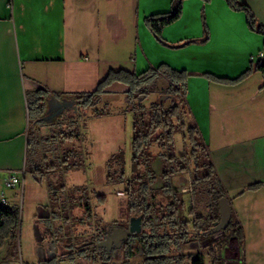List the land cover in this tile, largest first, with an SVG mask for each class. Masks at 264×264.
Wrapping results in <instances>:
<instances>
[{"label":"crops","instance_id":"0c3cea01","mask_svg":"<svg viewBox=\"0 0 264 264\" xmlns=\"http://www.w3.org/2000/svg\"><path fill=\"white\" fill-rule=\"evenodd\" d=\"M239 3L247 5L264 26V0H239ZM171 6L172 0H0V189L9 172L25 178L29 132L32 131L38 147L41 138L49 140L52 132L49 125L61 121V118L47 119L49 111L43 112L38 129L42 136L38 137L29 121L30 92H44L45 100L60 104L62 115L65 110L75 112V94L96 90L110 70L140 73L166 64L192 73L187 79L189 111L244 234L243 245L235 233L228 236L222 255L217 258H225L226 264H264V80L262 73L255 71L239 81H230L250 67L252 57L260 55L264 36L250 29L245 11L231 8L226 0L207 3L184 0L181 17L163 29V36L170 42L202 39L205 22L208 38L203 43L173 50L158 43L145 24L147 16L170 11ZM127 89L122 83H113L107 93L116 95ZM94 136L98 137L95 131ZM95 144L96 140L90 156L78 168L92 194L85 202L77 201L76 215L70 212L65 217L60 202H56V210H52L50 197L36 202L35 235L26 262L37 264L51 255H57L59 264L90 258L88 251L82 255L73 253L75 247L66 251L69 239L65 237L72 228L74 239L75 233L88 236L86 224L92 217L91 200L100 195L90 181L107 182V173L104 177L97 167L91 168L93 156L101 153ZM97 158L100 162L107 160ZM158 161L162 162L158 157L152 163L157 176L152 188L156 191L162 187L161 172L154 167ZM187 172L173 175L174 191L187 192L183 191L191 185L184 181ZM37 173L42 176L31 171L35 181L42 184L45 176L51 177L52 169ZM126 179L129 178H122ZM255 184L259 186L252 188ZM20 188L7 190L12 204H16ZM52 192L58 200L54 187ZM182 198L185 211L194 209L186 194ZM156 199L158 205L167 203L163 195H157ZM212 212L214 206L204 215ZM54 227L64 232V236L54 237ZM78 239L73 246L86 243L76 242ZM49 241H60L58 250L51 248Z\"/></svg>","mask_w":264,"mask_h":264},{"label":"trees","instance_id":"16d2710c","mask_svg":"<svg viewBox=\"0 0 264 264\" xmlns=\"http://www.w3.org/2000/svg\"><path fill=\"white\" fill-rule=\"evenodd\" d=\"M209 1L211 0H203L204 3ZM226 1L231 8L245 11L250 29L264 36V26L257 22L255 15L247 5L239 3V0ZM183 2L184 0H172L170 11L151 14L145 18L146 26L164 45L178 47L191 43H203L208 38V30L204 22V37L202 39H185L177 45L164 39L163 29L181 17ZM255 71H260L264 80V44L260 55L252 57L250 67L241 76L230 81H239ZM191 74L166 64L150 67L140 73L127 69L110 70L106 77L99 82L96 90L75 94L77 99L91 100V105L95 106L103 101V96L108 92L107 88L113 83H122L128 87L125 92V101L134 111L131 146L133 174L127 180L126 192L129 197L130 212L134 216L142 215L143 217V231L139 234L118 237L124 254V264H130L129 260L134 257L137 246L140 247L144 256L143 264H204V259L200 255L175 254V252L180 251L182 243L191 240L194 236L205 239L218 231L217 226L221 222V216L216 214L215 205L219 210V200L226 197V194L212 162L210 151L203 144L199 128L189 111L186 93L187 79ZM203 75L209 79L212 78L209 74ZM162 78L167 81V87L160 90V97L162 99L171 98L173 104L169 108H165L162 99L153 102L149 117L146 119L144 112L141 111L142 108L144 109L141 100L155 90L158 80ZM28 100L30 126L32 124L40 125L43 121L41 115L45 108V93L41 90L30 92ZM184 113L192 118L189 124L182 121ZM181 128L186 129L185 135L191 149L189 153L184 152L177 155L173 152L174 138ZM29 135L30 146L34 140L32 131L29 132ZM150 140L157 141L159 146L167 151L163 154L165 162L161 171L162 187L157 191L152 188V184L157 179L152 167L153 155L147 154ZM143 162L147 166L146 173H140ZM190 168L195 175L192 179V186L199 181L211 183L213 180L219 187L218 191L215 186L207 190L214 193V212L207 215L198 214L191 208L189 214L193 215L192 220L182 216L185 202L182 195L174 191L172 183L173 175L189 172ZM38 171L41 173L39 168L32 172L35 176H40ZM121 178H124V172ZM258 186V184L251 185L252 188ZM157 195H163L167 199V203L158 205ZM99 197L105 198L101 195ZM9 202L11 201L9 200L8 204L0 202V251L2 252L3 246L7 244L5 256L16 258L19 253L20 211L14 206L15 204L10 205ZM86 207L88 209L89 204ZM111 226H113L112 229L117 228L123 234L128 229L127 225L117 222ZM222 229L225 232L235 233L240 244L243 245L242 227L240 222L235 220L232 208L230 220ZM221 246V242H218L214 245V249L219 252ZM37 264H59V262L57 257H50L40 260Z\"/></svg>","mask_w":264,"mask_h":264},{"label":"rangeland","instance_id":"374dc122","mask_svg":"<svg viewBox=\"0 0 264 264\" xmlns=\"http://www.w3.org/2000/svg\"><path fill=\"white\" fill-rule=\"evenodd\" d=\"M153 37L161 45L167 46L162 44L154 35ZM182 41H184V39L168 42L177 45ZM187 45L167 47L173 50H179ZM166 87L167 81L163 78L159 79L155 90L148 97L142 98L141 104L143 105L144 109L142 108L141 111L144 112L146 119L149 117L151 104L162 99L159 92ZM125 92L126 91H122L116 95L113 93H107L104 96L103 101L99 104H96L95 106L91 105V100L86 101L84 99H75L73 100L75 106L77 107L75 112L73 110H65L63 111L62 115L60 104L54 103L53 105V101H49L48 99L45 100L44 112L46 110L49 111L47 119L51 117L53 119L61 118V121L58 122V125H49L52 126L48 127L52 129L51 135L48 137L49 140H46L47 138H41L42 134L38 130V124L31 125L33 130L38 131V137L41 139L39 140L37 147L34 136V141L30 145L28 152V167L26 169L25 178L22 179L23 187L20 188L19 192L17 193L18 196L16 204L14 205L20 211V228L18 240L19 253L18 257L16 258H9L8 256H5L3 254L5 253V249L7 247V244H5L2 248V253L0 251V264L27 263L26 260L30 252V245L33 243L35 235L33 211L37 201H42L44 198L50 197L52 210H56V202H60V208L62 209V212H60L64 217L68 214L70 215V212L74 213V211L77 214V211L79 210L77 207H75L77 201H87V199L92 194V189L90 190L88 186H85V176H81L78 168L82 167L84 159H88L90 156L94 140H96V150L100 151L101 153L96 152V154L93 156L91 168L93 169L94 167H97L96 170L98 172L100 171L101 173H104V177L107 173L108 177L107 182H105L104 179L103 182H99L98 184H93L92 181L90 182L93 188L96 189L95 193L97 194L98 192L101 196H105V198H103V201H99L98 197L100 195L98 197L96 196L95 198H92L91 205L93 210L90 209L92 212V217L90 218V222L86 224H89L87 226L88 236L86 234V236L81 237L80 234L75 233L76 238H79L76 240V242L81 244L83 242L93 240L96 236L102 238L104 231L110 228L114 222L128 225L131 217L134 215L128 208L129 197L128 193L126 192L128 179L123 181L121 177L123 172L124 177L127 176L129 179L133 174L131 146L133 137L134 111L125 101ZM162 100L165 108H169L173 104V100L171 98L166 97ZM71 102L72 100H70V103ZM70 103H66L65 101V104ZM182 121H184L186 124H189L190 118L184 113L182 115ZM94 131L97 133L98 137L94 136ZM185 134L186 129L181 128L175 135V146L173 148V152L177 155H180L184 152L189 153L191 149ZM166 152V149L161 148L157 141L150 140L148 142L147 154H152L154 160L159 157V159L162 161L161 163L160 161L154 163V167L159 173L164 166L165 160L163 158V154ZM99 156L103 157L104 159L106 158L107 160L104 162L102 160V162H100L97 160L99 159L97 158ZM63 160L64 163H62ZM117 160L122 161L124 169L122 168L120 161ZM53 162V167H60H51ZM76 165L78 167L75 168ZM37 168L41 169V173L52 169L51 177L49 175L45 176L47 183L45 181L40 184L39 182L35 181L31 175V171L36 170ZM146 169L147 166L144 163L140 173H146ZM57 170L60 172H57ZM62 170L67 171L68 173L64 174L63 172L61 174ZM47 174H50V172ZM179 175L182 174L179 173ZM189 175L191 181L188 179ZM40 176L42 175L40 174ZM186 176L187 179H184V181L191 183V185L186 187H191V190H188L187 192H180V194L187 195L190 205L195 206L194 211L196 213L205 214V212H208L210 206H214V193H210L207 190H210L212 186H215L216 191H218L219 187L213 182V180L211 183L199 181L197 184L192 186V179L195 176L192 168H190V171L186 173ZM65 183H67V185ZM53 187L55 188V191L58 192V200H55L56 196L53 195ZM9 204L13 205L11 202H9ZM215 207L216 214H220V209L218 210L216 205ZM76 214L74 213L73 215ZM182 216L187 217L190 220L193 218V215L189 214V210H182ZM72 229H70V232H68V237H65L66 239H69V246L65 247V250L69 252H71L73 249L71 245L74 243ZM54 231V237H56V234L57 236H64V232L57 231L56 228ZM115 231L116 232L114 234L121 232L117 229H115ZM228 236L231 237L232 232L227 233L223 229H219L213 235V237L208 239H199V237L194 236L191 240L182 243L181 250L176 251L175 254H192L193 256L200 255L204 259V264H226L225 258L222 257V259H218L216 255H222L221 249L227 242ZM218 242H221L222 244L219 252L214 249V245ZM57 244L60 246V243L57 241L54 242L53 246H56ZM39 245H41V242ZM211 245L213 247H211ZM82 252L84 251L78 253L76 252V254L82 255ZM88 252L90 254V258L86 259L89 260L88 262L85 260L86 257H84V259L80 258L78 261L68 260L62 264H124V254L122 248L120 247L119 241H117L115 244L112 256H110V259L108 260L103 248L99 253L98 251L92 252V250H89ZM225 257L227 258L228 256L226 255ZM143 259L144 256L142 250L137 246L135 255L129 260V262L130 264H143Z\"/></svg>","mask_w":264,"mask_h":264},{"label":"flooded vegetation","instance_id":"af4514ba","mask_svg":"<svg viewBox=\"0 0 264 264\" xmlns=\"http://www.w3.org/2000/svg\"><path fill=\"white\" fill-rule=\"evenodd\" d=\"M127 226H129V223ZM112 227L113 226H111L110 228H108L104 231V235L102 238L96 236L93 240L87 241L83 246H80V247H78L77 244H76V246H75V244H74V246L71 245L72 247H75L74 252H77V253L81 252V251L87 252L89 250H92V252L93 251H99L100 252L103 248L105 255H107L106 257L112 256L113 248L115 247V244L117 243V241H119L118 237L121 235H124L122 232L114 234L116 232L115 229H117V228L112 229ZM54 242L55 241H51V242L49 241L50 246H51V248L58 250L59 245L57 244L56 246H53ZM74 242H75V239H74ZM58 243H60V242H58ZM120 247H121V243H120ZM50 257H57V255H51V256L45 257L43 259H48ZM107 260H108V258H107Z\"/></svg>","mask_w":264,"mask_h":264},{"label":"water","instance_id":"95a60500","mask_svg":"<svg viewBox=\"0 0 264 264\" xmlns=\"http://www.w3.org/2000/svg\"><path fill=\"white\" fill-rule=\"evenodd\" d=\"M219 209H220L221 222L217 226L218 230L224 228L231 217V205L227 197L220 198ZM142 231H143L142 215L133 216L130 219L128 229L124 233V236H127L128 234H139Z\"/></svg>","mask_w":264,"mask_h":264},{"label":"built area","instance_id":"2783aa9c","mask_svg":"<svg viewBox=\"0 0 264 264\" xmlns=\"http://www.w3.org/2000/svg\"><path fill=\"white\" fill-rule=\"evenodd\" d=\"M17 187H23L21 175L16 172H9L3 179V188L0 189V200L4 201V203H8L9 200L6 194L7 190L15 189ZM183 191H188V188L185 186Z\"/></svg>","mask_w":264,"mask_h":264},{"label":"bare ground","instance_id":"6f19581e","mask_svg":"<svg viewBox=\"0 0 264 264\" xmlns=\"http://www.w3.org/2000/svg\"><path fill=\"white\" fill-rule=\"evenodd\" d=\"M0 202H1L2 204H8V203H4V201H1V200H0Z\"/></svg>","mask_w":264,"mask_h":264}]
</instances>
